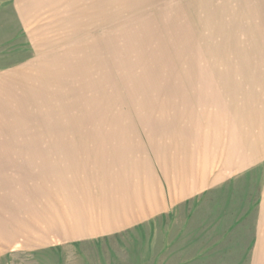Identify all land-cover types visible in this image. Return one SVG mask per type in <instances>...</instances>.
Returning a JSON list of instances; mask_svg holds the SVG:
<instances>
[{
  "label": "rangeland",
  "instance_id": "1",
  "mask_svg": "<svg viewBox=\"0 0 264 264\" xmlns=\"http://www.w3.org/2000/svg\"><path fill=\"white\" fill-rule=\"evenodd\" d=\"M263 203L264 0H0V264H261Z\"/></svg>",
  "mask_w": 264,
  "mask_h": 264
},
{
  "label": "crops",
  "instance_id": "2",
  "mask_svg": "<svg viewBox=\"0 0 264 264\" xmlns=\"http://www.w3.org/2000/svg\"><path fill=\"white\" fill-rule=\"evenodd\" d=\"M258 113H262V112H258ZM257 113V114H258ZM256 114V115H257ZM249 117V116H248ZM253 117V116H252ZM157 196H160V191L159 189L156 190ZM134 212V211H133ZM260 222H261V227L264 229V203L261 205L260 207ZM133 214V213H132ZM264 235V233H263ZM256 254V256L261 259V264H264V236L260 237L259 243L257 244L255 251H254V255Z\"/></svg>",
  "mask_w": 264,
  "mask_h": 264
}]
</instances>
